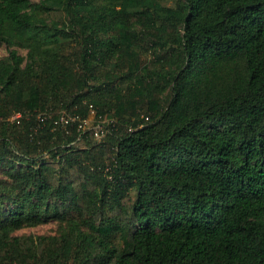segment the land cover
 <instances>
[{"label":"trees","instance_id":"trees-1","mask_svg":"<svg viewBox=\"0 0 264 264\" xmlns=\"http://www.w3.org/2000/svg\"><path fill=\"white\" fill-rule=\"evenodd\" d=\"M0 42V264H264V0H0Z\"/></svg>","mask_w":264,"mask_h":264},{"label":"rangeland","instance_id":"rangeland-1","mask_svg":"<svg viewBox=\"0 0 264 264\" xmlns=\"http://www.w3.org/2000/svg\"><path fill=\"white\" fill-rule=\"evenodd\" d=\"M41 0H31L33 3H38ZM159 4L163 6H169L173 8H180L182 0H157ZM59 15H61V10L58 8H55L49 12H45L41 15V19L43 24L47 29H49L50 33L57 32L56 30H51L53 28L59 27ZM134 26L139 29L140 26L137 23H134ZM62 28V26H61ZM66 31H68L67 28H65ZM61 31L63 34L54 33L56 35L51 36L54 38L55 36L57 38H60V40L64 39V34H68V38L71 33ZM43 34V33H42ZM50 38V37H48ZM50 41H46L47 46H53L52 43H49ZM11 49H15L17 53L23 57V59H26L28 48L25 46L20 45H13V46H7L3 42H0V58L8 57L9 52ZM138 49V48H137ZM143 56L145 58H151L154 56V53L150 52H143ZM161 72H167V67H163L160 69ZM85 125L87 126H93L94 129L99 130V128L102 127V123L105 121V119H98L93 116V112H91V115L85 118ZM5 170L4 167H2V164L0 163V176L4 175L3 171ZM68 230V224L65 221H59L50 219L44 222H41L39 224L33 225V226H23L15 231H13V234L17 235H35V236H45V237H60L63 236Z\"/></svg>","mask_w":264,"mask_h":264},{"label":"built area","instance_id":"built-area-1","mask_svg":"<svg viewBox=\"0 0 264 264\" xmlns=\"http://www.w3.org/2000/svg\"><path fill=\"white\" fill-rule=\"evenodd\" d=\"M20 113L19 112H15L14 114H12L10 117H9V119L11 120V121H13V120H17L19 117H20ZM76 119V117L73 115V114H71L70 112H66V111H64L63 110V112L61 113V115H60V117H59V120H60V122L62 123V125L63 124H65L66 122H68V121H74ZM85 119H82L81 121H80V123H79V127L81 126V125H85ZM101 135H103V132H102V130H101V128H99V130H96L95 129V136H97V137H100Z\"/></svg>","mask_w":264,"mask_h":264}]
</instances>
